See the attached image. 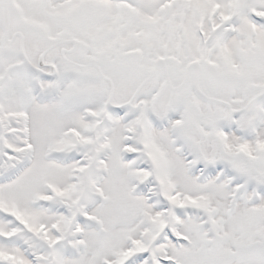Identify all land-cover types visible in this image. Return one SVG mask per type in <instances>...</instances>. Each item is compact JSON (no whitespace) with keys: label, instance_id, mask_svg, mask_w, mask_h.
<instances>
[{"label":"snow or ice","instance_id":"1","mask_svg":"<svg viewBox=\"0 0 264 264\" xmlns=\"http://www.w3.org/2000/svg\"><path fill=\"white\" fill-rule=\"evenodd\" d=\"M0 264H264V0H0Z\"/></svg>","mask_w":264,"mask_h":264}]
</instances>
